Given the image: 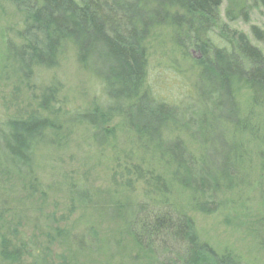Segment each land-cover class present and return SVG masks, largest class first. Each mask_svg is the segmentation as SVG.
Returning <instances> with one entry per match:
<instances>
[{"label":"trees","instance_id":"trees-1","mask_svg":"<svg viewBox=\"0 0 264 264\" xmlns=\"http://www.w3.org/2000/svg\"><path fill=\"white\" fill-rule=\"evenodd\" d=\"M256 1L264 8V0ZM10 2L20 19L7 40L9 79L19 84L33 80L38 72L56 69L72 54L105 93L103 104L79 114L75 124L87 126L95 140L112 142L118 126L110 128V124L120 119L119 125L136 139L134 145L167 162L173 183L191 194L199 211L219 209L222 194L232 191L240 174L236 159H241L240 165L244 162L242 148L228 143L219 122L242 132L237 100L242 89L251 92L255 105L264 107V54L245 34L221 23L222 0ZM216 28L222 39L213 40ZM252 33L264 44V31L253 27ZM169 44L183 58L192 51L199 55L194 59L198 75L193 97L180 105L163 101L146 87L150 51ZM59 86L53 82L45 89L42 110L49 112L59 101ZM1 122L0 173L19 182L14 189L29 191L30 197L43 192L36 149L54 146L59 133L72 127L63 128L57 116L52 120L36 114L9 116ZM193 145H198L199 153ZM122 171L127 187L141 182L144 196L150 198L127 206L132 215L125 220L130 228L137 227L127 234L153 258V264H239L199 241L192 219L167 198L171 188L163 177L137 163L123 166ZM0 190L7 191L5 183ZM155 194L159 197L151 198ZM15 238L0 234L2 261L23 264L28 258L29 264H55L49 248H37V242L24 238H17L15 244ZM56 259V264H69L65 256Z\"/></svg>","mask_w":264,"mask_h":264},{"label":"rangeland","instance_id":"rangeland-1","mask_svg":"<svg viewBox=\"0 0 264 264\" xmlns=\"http://www.w3.org/2000/svg\"><path fill=\"white\" fill-rule=\"evenodd\" d=\"M219 15L222 24L245 34L264 54V44L252 33L253 27L264 31V8L256 0H222ZM19 19L10 0H0V125L9 116L36 114L52 120L57 116L63 128L72 129L62 130L54 146L43 144L36 149L43 192L30 197L29 191L14 189L19 182L8 181L0 173V186H7L6 192L0 190V234L49 248L55 264L60 255L69 264H153V258L127 234L138 229L130 228L125 220L132 215L126 207L150 199L144 196L143 183L126 186L123 166L137 163L166 180L171 188L167 198L192 219L201 243L220 256L230 255L239 264H264V107L253 103L251 92L242 89L237 96L243 119L241 133L231 124L219 122L228 143L239 151L242 148L244 162L240 165L241 159H236L240 174L232 191L222 194L219 209L204 213L195 207L188 191L173 183L165 160L134 145L132 139H136L119 125L120 119L110 124V128L118 126L117 139L112 142L100 137L95 140L87 126L75 124L79 114L103 104L105 93L72 54L56 69L38 72L33 80L19 84L8 78L7 40L14 36ZM213 32V40L222 39L220 30ZM191 54L183 58L170 44L153 48L147 89L167 103L180 105L191 99L198 75L194 59L199 56L194 51ZM53 82L60 84L59 101L46 112L41 108L42 95ZM194 119L200 121V117ZM228 143L225 141V146L231 148ZM192 150L200 152L198 145ZM29 262L23 260V264ZM0 264L10 263L0 259Z\"/></svg>","mask_w":264,"mask_h":264}]
</instances>
